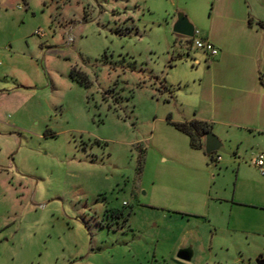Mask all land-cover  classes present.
Here are the masks:
<instances>
[{
  "label": "rangeland",
  "instance_id": "rangeland-1",
  "mask_svg": "<svg viewBox=\"0 0 264 264\" xmlns=\"http://www.w3.org/2000/svg\"><path fill=\"white\" fill-rule=\"evenodd\" d=\"M211 5L0 0V264L264 256V176L252 165L264 135L216 127L223 151L209 157L205 135L192 148L167 121L189 119L192 96L179 80L193 40L172 32L174 18L207 23Z\"/></svg>",
  "mask_w": 264,
  "mask_h": 264
},
{
  "label": "crops",
  "instance_id": "crops-1",
  "mask_svg": "<svg viewBox=\"0 0 264 264\" xmlns=\"http://www.w3.org/2000/svg\"><path fill=\"white\" fill-rule=\"evenodd\" d=\"M211 1L207 23H196L184 10L174 18L175 24L179 15L185 17L194 28V36L210 43L217 55L195 48L187 53L192 58L193 71L180 79L179 85H192L191 100L181 106L190 118L173 123L169 115L167 121L200 122L209 127V132L226 127L264 135V26L260 25H264V10L259 9H264V0ZM182 41L178 40L180 46ZM166 86L160 85L164 91ZM257 259L264 256L259 254Z\"/></svg>",
  "mask_w": 264,
  "mask_h": 264
},
{
  "label": "water",
  "instance_id": "water-1",
  "mask_svg": "<svg viewBox=\"0 0 264 264\" xmlns=\"http://www.w3.org/2000/svg\"><path fill=\"white\" fill-rule=\"evenodd\" d=\"M172 32L177 35L184 37L186 39H192L194 36V28L188 23L187 19L181 15L178 16L175 24L173 25ZM222 146L217 138L208 133L205 135L204 139V153L209 156L215 152H222ZM192 253L189 249L180 250L177 253V259L183 262H189ZM255 264H264V259H258Z\"/></svg>",
  "mask_w": 264,
  "mask_h": 264
},
{
  "label": "trees",
  "instance_id": "trees-1",
  "mask_svg": "<svg viewBox=\"0 0 264 264\" xmlns=\"http://www.w3.org/2000/svg\"><path fill=\"white\" fill-rule=\"evenodd\" d=\"M261 26H264L263 24H260ZM174 128L189 137L190 139V146L192 148L201 149V145L195 144V136L200 135H206L209 133V127L203 123L200 122H190V123H184V124H172ZM210 157V155H209ZM214 162V161H213Z\"/></svg>",
  "mask_w": 264,
  "mask_h": 264
},
{
  "label": "built area",
  "instance_id": "built-area-1",
  "mask_svg": "<svg viewBox=\"0 0 264 264\" xmlns=\"http://www.w3.org/2000/svg\"><path fill=\"white\" fill-rule=\"evenodd\" d=\"M37 34V32H36ZM193 40V46L195 49L200 50L206 54H209L210 56H215L217 55V50L208 42H205L203 40H195L194 36L192 38ZM214 163H218L220 161L219 156H216L213 159ZM252 165L258 170V172L260 173L261 176H264V157L262 155L256 157L253 161H252ZM125 205V204H123Z\"/></svg>",
  "mask_w": 264,
  "mask_h": 264
}]
</instances>
